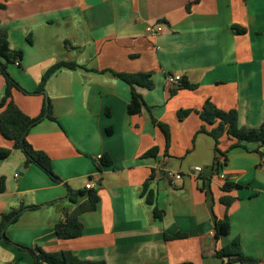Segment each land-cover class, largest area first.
I'll return each instance as SVG.
<instances>
[{
    "label": "crops",
    "instance_id": "crops-1",
    "mask_svg": "<svg viewBox=\"0 0 264 264\" xmlns=\"http://www.w3.org/2000/svg\"><path fill=\"white\" fill-rule=\"evenodd\" d=\"M0 29L10 49L22 53L10 75L30 94L13 92L20 110L36 117L44 96L32 94L43 73L58 61L72 62L48 78L45 95L54 120L43 119L27 142L51 159L60 179H50L13 150L0 159V218L20 206L0 241V264H34L15 245L45 252L69 251L106 264H239L215 258L216 248L238 239L241 252L264 264V145L215 142L199 112L205 100L236 110L238 126L258 128L264 118V0H0ZM148 25L161 26L157 35ZM235 28L244 33H237ZM116 73H148L152 89L135 86L143 106L127 112L130 87ZM177 75L194 89L173 88ZM181 82V81H180ZM4 80L0 76V99ZM189 110L180 118V111ZM152 120L165 124L169 142ZM0 147L11 143L0 136ZM157 147L155 157H143ZM111 165L97 170L101 156ZM222 157L223 163L217 164ZM194 167H200L195 172ZM181 175L168 180L166 172ZM17 174V177L15 176ZM224 174L226 179L219 176ZM92 179L95 211L80 215L81 235L60 240L55 225L74 207L67 187L84 189ZM153 194L161 219L141 195ZM225 183L232 184L228 189ZM230 200L226 207L221 199ZM86 197L80 198V202ZM230 230L215 242V220ZM182 234L179 239L165 235Z\"/></svg>",
    "mask_w": 264,
    "mask_h": 264
},
{
    "label": "trees",
    "instance_id": "trees-1",
    "mask_svg": "<svg viewBox=\"0 0 264 264\" xmlns=\"http://www.w3.org/2000/svg\"><path fill=\"white\" fill-rule=\"evenodd\" d=\"M4 5L0 4V9ZM237 33H244L242 29L235 28ZM22 53L20 50L10 49L8 42V33L4 29H0V76L4 80V92L0 99V136L11 143V148L0 147V159H6L10 156L13 150H19L25 157L24 164H35L52 180L59 181L60 179L54 174L51 165V159L43 152L35 150L26 140L29 130L41 120L47 118L54 120L51 116V104L45 95L44 86L50 76L62 68L75 69L78 67L75 63L58 61L49 67L41 76L40 82L32 94H40L44 96L40 113L36 117H29L24 114L20 108L14 103L12 95L13 92H20L24 95L30 94L25 91L19 83L10 75L8 67L11 64L20 65ZM120 80L124 81L130 87V100L127 105V112L130 115H137L141 112L143 101L141 96L136 92L135 86L152 89L153 82L151 74L148 73H116ZM196 85L187 83L184 79L180 84L170 91L174 94L178 89H194ZM190 111H180L178 116L183 118L188 115ZM200 119L211 126L206 130L204 126L200 128V132H206L215 142V151L218 153L217 144L223 135L229 140L233 141L230 148L245 147L246 143H256L257 146L264 145V118L258 128L239 127L236 110L222 111L215 107L210 100H205L202 109L199 112ZM153 124L160 128L165 137V151H167L169 142V131L165 124L152 120ZM158 148L152 147L143 157H155ZM111 165V160L105 155L97 161L96 168L98 171L103 166ZM232 184L225 183L224 188L228 189ZM233 186V185H232ZM4 190V179L0 178V192ZM141 195L145 197L148 205H153L152 215L155 219H161L162 211H159L154 205L153 194L148 190L147 183L143 185ZM86 197L85 200L79 201L80 198ZM66 198L74 205L69 213L65 214L63 220L55 225L56 238L60 240H69L77 238L81 235L82 224L80 222V215L86 212L95 211L99 201L96 189H78L72 190L67 187ZM221 202L228 207L230 200L227 197L221 199ZM37 206H20L18 209L4 214L0 218V241L11 243L5 236L7 226L17 220L24 210H33ZM230 226L227 219L215 220L213 238L217 242L220 237L229 233ZM182 234L165 235V239H179ZM17 248L28 252L34 261V264H106L104 261H90L82 260L69 251L59 250L55 252H45L42 249L35 247L29 248L15 245ZM213 257L223 259L228 258L231 263L239 264H253L254 260L245 256L241 250L238 239H233L225 246L216 248L213 252ZM180 264H193L191 262H182Z\"/></svg>",
    "mask_w": 264,
    "mask_h": 264
},
{
    "label": "built area",
    "instance_id": "built-area-1",
    "mask_svg": "<svg viewBox=\"0 0 264 264\" xmlns=\"http://www.w3.org/2000/svg\"><path fill=\"white\" fill-rule=\"evenodd\" d=\"M145 30H146V33L149 35H157L161 32L162 29H161L160 25H157V26L148 25ZM180 81H181V77L177 76V75H168L166 77V82L168 83V85L172 86L173 88L177 87L180 84ZM222 163H223V158L220 157L217 160V164H222ZM263 165H264V160H263ZM194 171L200 172L201 168L200 167H194ZM15 176L17 177V174ZM166 177L168 180H180L181 179V175L179 173H175L172 171H167ZM219 177L223 180L226 179L224 174H220ZM93 187H94V182L92 179H89L84 185L85 189H91ZM260 264H263V263H260Z\"/></svg>",
    "mask_w": 264,
    "mask_h": 264
},
{
    "label": "rangeland",
    "instance_id": "rangeland-1",
    "mask_svg": "<svg viewBox=\"0 0 264 264\" xmlns=\"http://www.w3.org/2000/svg\"><path fill=\"white\" fill-rule=\"evenodd\" d=\"M246 144H250V143H246ZM19 151V150H18Z\"/></svg>",
    "mask_w": 264,
    "mask_h": 264
}]
</instances>
